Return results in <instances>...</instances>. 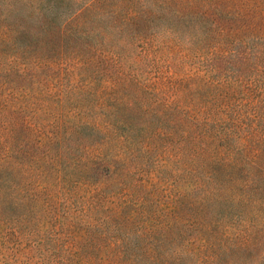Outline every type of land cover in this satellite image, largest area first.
<instances>
[{
  "label": "rangeland",
  "instance_id": "1",
  "mask_svg": "<svg viewBox=\"0 0 264 264\" xmlns=\"http://www.w3.org/2000/svg\"><path fill=\"white\" fill-rule=\"evenodd\" d=\"M233 1L264 6V0ZM96 9L78 23L91 20ZM169 22L151 20L137 34L119 31L110 46L89 52L20 59L0 25V264H108L103 250L102 259L90 254L95 240L84 215L96 214V223L110 209L184 207L171 202L174 196L209 178L206 220L181 213L175 229L186 240L202 228L217 247L231 227L236 237L228 235L225 248H244L229 260L264 264V159L226 150L204 128L220 120L224 129L237 128L242 136L253 131L255 142L264 140V126L251 117L260 98L256 84L264 80L232 71L231 54L257 51L264 58V40L257 41L264 31L225 29L220 37L188 42L186 28L201 32L206 25L186 19L178 39L165 32ZM107 112L132 129L110 131ZM122 221L128 229L161 228L155 219Z\"/></svg>",
  "mask_w": 264,
  "mask_h": 264
},
{
  "label": "trees",
  "instance_id": "2",
  "mask_svg": "<svg viewBox=\"0 0 264 264\" xmlns=\"http://www.w3.org/2000/svg\"><path fill=\"white\" fill-rule=\"evenodd\" d=\"M233 2V0H195L187 3L183 0H0V25L8 30L5 43L16 52L14 59L35 55L38 52L62 58L75 48H85L89 52L96 46H110L109 40L119 31L131 30L134 34L139 33L140 25L147 26L151 20L168 19L170 22L165 32L178 39L182 35L178 26L185 24L186 19H197L201 24L204 23L206 29L201 32L185 29L187 32L185 41L188 42L192 40L205 42L212 39L213 35L220 37V32L225 29L264 31V6L261 8L259 4L254 3L252 6L235 7L236 4ZM92 8L97 9L91 20L79 24V18L85 16V12ZM96 22L102 25L99 30L95 27ZM108 22L112 25H107ZM220 40L215 43L221 45L224 40L223 38ZM263 40L262 37L257 38L258 42ZM231 54L234 64L232 71L244 78L249 74L257 76V80H264V58L259 52L249 54L245 50L237 52L232 50ZM226 80L232 79L228 76ZM234 85L233 82H226V86L230 88ZM256 87L260 98L253 104L251 117L259 122L258 126H264V82L258 81ZM104 114L110 131L128 133L132 129L127 121L119 120L115 116L110 118L108 112ZM224 126V122L220 120L213 125L204 123V128L207 127L205 132L209 130L207 134L212 137V141L223 145L226 150L230 152L235 150L236 154L241 156L250 153L255 161L264 159V140L261 143L255 142L258 138L254 137L253 131H248L247 135L242 136L240 132H236L237 128L224 129ZM89 127L83 125L81 128L85 130ZM127 137L124 136L122 142ZM209 180L210 178L200 180L188 193L174 196L171 202L180 204L185 202L187 205L184 207L162 208L158 213L147 210L130 213L126 212L125 208L110 209L104 212L106 215L96 223H92V220L97 218L96 214L84 215V228L95 240V248L90 254L96 259H102L100 252L103 250L108 264H235L227 256L235 250L244 248V244L225 248L228 235L236 237L231 233V227L226 228L223 234L227 238L221 237L225 241L224 244L220 243L216 247L209 244L204 229L198 228L195 238L185 240L173 224L175 217L182 215L181 213L189 215L192 219H199L202 223L206 220L208 213L205 210L208 209L212 198L203 189V185ZM195 193L197 198L187 200L188 196ZM122 218L127 221L155 219L152 223L159 222L161 228L152 226L149 229L152 231H146L147 228L144 226L128 229L122 225L124 223ZM101 245L103 249L98 250Z\"/></svg>",
  "mask_w": 264,
  "mask_h": 264
}]
</instances>
